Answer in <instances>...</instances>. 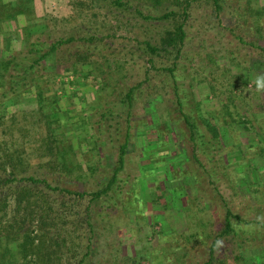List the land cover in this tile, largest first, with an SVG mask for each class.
Segmentation results:
<instances>
[{"label":"rangeland","instance_id":"1","mask_svg":"<svg viewBox=\"0 0 264 264\" xmlns=\"http://www.w3.org/2000/svg\"><path fill=\"white\" fill-rule=\"evenodd\" d=\"M113 1L0 0V67L13 61L0 84V148L24 150L38 164L58 128L70 175L55 169L50 179L92 192L108 184L128 145L107 194L95 202L52 197L58 218L44 213L42 248L24 257L3 237L0 260L6 253L7 264H78L90 243L85 264H205L230 208L242 217L241 233L218 239L212 264H238L236 254L264 264V156L256 154L264 92L253 83L264 73V16L246 13L247 0H221L219 10L213 0H122L130 8ZM181 23L187 35L179 56L146 49V42L162 46ZM61 38L72 40L52 51ZM144 79L132 106L124 102ZM18 84L21 96L11 92ZM4 91L12 97L2 103ZM241 149L246 159L238 158ZM88 205L92 233L78 216ZM15 214L12 203L0 234Z\"/></svg>","mask_w":264,"mask_h":264},{"label":"trees","instance_id":"2","mask_svg":"<svg viewBox=\"0 0 264 264\" xmlns=\"http://www.w3.org/2000/svg\"><path fill=\"white\" fill-rule=\"evenodd\" d=\"M215 5L217 6L218 10L221 8V0H213ZM253 0H247L245 11L246 13L253 14L258 19L260 17L264 16V5L259 4H253ZM258 1V0H256ZM114 4H116L119 7H125L130 8V5L128 6L126 3H124L122 0H114ZM171 14H164L160 18H168ZM247 19V17H245ZM257 19V20H258ZM259 27V25H258ZM186 31H185V25L184 23H181L178 25L174 31L167 32V36L163 39L162 46H154L150 42H146V49L153 53H161L162 51H169V50H176L177 56L181 54V49L184 44L185 38H186ZM243 39V38H240ZM70 38H61L57 42H55L52 45L51 50L56 51L61 44L68 43ZM47 53L44 54L41 59L46 58ZM13 61H9L4 63L2 67H0V84L3 85V83L6 82V70H8V67L12 66ZM1 64V63H0ZM171 71L175 70V67L170 68ZM146 80L149 79V69L146 68ZM145 82V79L142 80L137 85H134L128 90L126 97L124 99V102H128L130 106L133 104V99L135 95V90L142 86ZM18 86H15L11 90L13 94H16L18 96H21L20 90L18 89ZM3 99L1 100L2 103L5 102V100L11 99L12 96L9 95L8 92L4 91L3 93ZM15 99V98H14ZM12 99L13 101H15ZM41 102L45 101V99H42L40 97ZM16 102V101H15ZM14 102V103H15ZM48 105H50L49 102H47ZM44 105V103H42ZM231 114V113H229ZM188 124L191 126L192 134L191 138L196 141L197 140V129L196 124L192 122L191 117L186 116ZM218 122V121H217ZM217 122H208V126L210 127L211 132L213 133L215 138H220V129ZM246 123V121H244ZM58 129V128H57ZM57 129H53V136L52 139L50 138L48 141H50L53 146L50 147V155L44 154L41 152V150L38 151L39 154V162L38 164L33 163V159L30 160V157L27 156L25 151H20V149H16L14 152H7L0 148V151L5 152V156L0 158V226L4 223V220L9 213L10 206H12V203L16 205V214L10 219L11 221H14V224H11L12 229H2V233L0 234V240L6 238L7 242H15L17 243L18 250L22 252L25 256L28 257V254H31L34 250H38L42 248V245L45 244L46 241V235L43 231L44 227L46 226L47 222V215L48 217L54 221L58 217L57 215H53L54 210V202L56 200L52 199L54 196H62L65 198L67 195H77L78 197L85 198L87 196H91V201L95 202L99 200L104 194H107L109 190L112 188V185L117 182L118 175L120 172L124 169L126 164V155H127V144L122 145L120 154H119V161L114 169V173L112 175V178L108 182L107 185H105L103 188H100L99 190L95 191H76L71 190L69 188L63 187L60 185L59 180L57 177H53L52 180L50 179V173L52 170L58 171L61 175H59L61 178L63 175H70L66 174L69 170L68 164H66L67 160V153L62 152L60 149L59 143H61V140L59 139L58 135H56ZM204 138V135L201 136ZM58 143V144H56ZM253 145H247L248 148L254 147V144H257L255 142L252 143ZM5 147L7 148L8 144ZM41 152V153H40ZM242 152V149L241 151ZM258 156H264V144L260 142V149L256 153ZM51 158L48 161H45V157ZM245 152H242V155L240 154L238 158L240 159H246L244 156ZM57 165V167H56ZM54 168V169H52ZM54 175V174H53ZM59 177V178H60ZM58 182V183H57ZM263 185V181H261ZM55 198V197H54ZM18 207V208H17ZM91 205L87 206V209L84 210L85 212L83 215L78 212V216H85V220L87 222V226H90L91 233L94 232V224L91 222V214H90ZM21 210L25 212L24 215H21ZM233 219H237V221H234ZM8 221V220H6ZM10 221V222H11ZM236 222V223H235ZM241 222H243L242 217L240 214H237L232 211V209H227V214L225 218V225L224 230L219 234L218 239L222 237H228L229 235H235L239 236L241 232L239 230L241 228ZM12 223V222H11ZM249 223V222H246ZM83 225V223H80L79 227ZM7 226V225H2ZM84 227V226H83ZM15 228V229H14ZM5 234L3 233L4 231ZM257 234L255 233L253 235V238H256ZM217 239V240H218ZM245 239L242 242H246ZM86 242V241H85ZM216 242V240H215ZM215 242L212 247V258L205 263V264H212L214 259V252H215ZM33 249V250H32ZM91 245L90 243L87 246H82L81 251V259L78 264H85L87 262V259L89 255L91 254ZM30 252V253H29ZM2 259L1 264L6 263V253L4 255H1ZM261 258V257H260ZM236 261H238V264H248L247 259L243 254H236L235 255ZM3 260V261H2ZM19 264L17 262H10L9 264ZM7 264V263H6Z\"/></svg>","mask_w":264,"mask_h":264},{"label":"clouds","instance_id":"3","mask_svg":"<svg viewBox=\"0 0 264 264\" xmlns=\"http://www.w3.org/2000/svg\"><path fill=\"white\" fill-rule=\"evenodd\" d=\"M253 83L255 84V88L257 92H264V73L257 74ZM223 242L221 240H217L215 242V246L217 248L221 247Z\"/></svg>","mask_w":264,"mask_h":264}]
</instances>
